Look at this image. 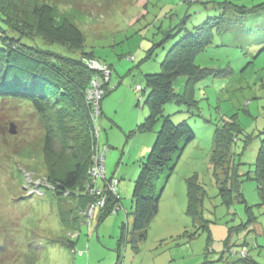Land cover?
Masks as SVG:
<instances>
[{
	"label": "rangeland",
	"instance_id": "1",
	"mask_svg": "<svg viewBox=\"0 0 264 264\" xmlns=\"http://www.w3.org/2000/svg\"><path fill=\"white\" fill-rule=\"evenodd\" d=\"M5 1L9 10L5 14L1 8L0 15L11 14V19L30 15L44 1H56L82 30L84 48L93 51L94 60L111 66L95 117L101 151L108 147L107 175L120 181L122 208L102 220L98 210L89 223L81 217L74 228L77 253L52 242L69 237L62 215L71 217L72 208L70 199L50 189L44 123L29 106L14 108L11 101H2L0 257L8 259L0 258V264H26L34 256H39L35 264H247L226 252L228 246L235 252L245 249L264 264V202L254 174L264 137V0ZM209 19L215 22L211 43L197 53L196 63L222 73L195 83L191 105H165L164 114L176 123L188 120L196 137L169 180L160 175L158 188L165 186L159 211L146 238L134 244V182L162 123L161 118L153 130L138 129L149 114L148 89L139 88L146 73L160 71L166 53L187 30ZM181 25L185 28L179 31ZM0 26L12 32L3 19ZM171 28L176 35L146 60L153 43ZM185 81L182 76L175 83L178 93ZM218 128H224L222 135L216 134ZM222 187L233 191L229 205Z\"/></svg>",
	"mask_w": 264,
	"mask_h": 264
},
{
	"label": "trees",
	"instance_id": "2",
	"mask_svg": "<svg viewBox=\"0 0 264 264\" xmlns=\"http://www.w3.org/2000/svg\"><path fill=\"white\" fill-rule=\"evenodd\" d=\"M1 8L3 12L4 9L9 10L5 0L0 5ZM11 16L9 14L2 18L0 15L7 26L11 25L8 30L16 33L11 35L12 32L0 26V102L11 101L14 108L29 106L32 116L44 123L43 151L50 189L59 198L70 199L72 208L71 217L62 215V222L69 229V237L52 242L66 244L77 253L76 238L79 234L76 235L78 231L74 228L81 217L88 219L89 223L98 210V219L102 220L108 214L119 213L122 208L118 193L120 181L107 175L105 154L108 147L105 145L103 152L101 151L96 110L89 93L93 80L99 79L104 95L107 81L103 71L89 66V60L95 58L93 51L84 48L85 37L82 30L67 13L60 11L56 1H44L24 18L11 19ZM214 24L209 19L197 25L194 30H187L166 53L160 63V71L154 69L153 72L156 73L144 75V85L140 86V91L145 93L148 89L145 102L149 107V114L138 125V129L153 130L161 118L162 123L134 182V244L146 238L147 228L159 211L161 192L165 186L163 183L158 188L160 175L165 173L166 181L169 180L184 150L196 137L188 120L176 123L171 114H164L165 105L169 102H187L191 105L195 101V83L207 75L222 73L196 63L197 53L211 43ZM184 28L179 26V31ZM173 29L167 31L162 41L153 43L146 60L158 47H162L166 39L176 35L172 32ZM182 76L186 77V81L182 92L178 93L175 83ZM223 129L218 128L216 134L222 135ZM216 140L218 142V137ZM98 156L104 157V176L93 173L99 164ZM217 159L218 157L215 158ZM229 159L228 155L227 162ZM254 174L264 202V137L256 157ZM99 179L103 180L102 185L99 184ZM220 194L227 205L233 202L232 189L222 187ZM101 199L104 200V205L99 203ZM190 199L193 204L192 184ZM93 205V214L89 216ZM225 251L238 254V261L261 264L251 259L245 249L235 252L232 246H228ZM242 252L245 254L242 255ZM34 257L26 264H35L39 256ZM0 258L5 261L8 259Z\"/></svg>",
	"mask_w": 264,
	"mask_h": 264
},
{
	"label": "built area",
	"instance_id": "3",
	"mask_svg": "<svg viewBox=\"0 0 264 264\" xmlns=\"http://www.w3.org/2000/svg\"><path fill=\"white\" fill-rule=\"evenodd\" d=\"M89 66L98 70L103 71L104 74V78L108 79V76L110 75V71L109 68L107 66L102 65L100 62L91 59L89 60ZM101 80L99 79H94L92 82V88L89 91L90 93V98L92 99L94 106H95V110H96V114L98 115V111L100 109V100H101V95L103 93V90L101 88ZM98 105V106H97ZM99 158V164L96 166V168H94L93 173L97 174V175H102L104 176L105 171H104V157L103 156H98ZM101 205H104V200L101 199V201L99 202ZM95 206L93 205L92 209L89 211V216H92L93 214V210H94ZM242 255H244V252L241 253Z\"/></svg>",
	"mask_w": 264,
	"mask_h": 264
},
{
	"label": "water",
	"instance_id": "4",
	"mask_svg": "<svg viewBox=\"0 0 264 264\" xmlns=\"http://www.w3.org/2000/svg\"><path fill=\"white\" fill-rule=\"evenodd\" d=\"M11 132H12V133H15V130L12 129Z\"/></svg>",
	"mask_w": 264,
	"mask_h": 264
},
{
	"label": "crops",
	"instance_id": "5",
	"mask_svg": "<svg viewBox=\"0 0 264 264\" xmlns=\"http://www.w3.org/2000/svg\"><path fill=\"white\" fill-rule=\"evenodd\" d=\"M101 107H102V105H101ZM149 142L151 143V139L149 138ZM140 149V148H139Z\"/></svg>",
	"mask_w": 264,
	"mask_h": 264
},
{
	"label": "bare ground",
	"instance_id": "6",
	"mask_svg": "<svg viewBox=\"0 0 264 264\" xmlns=\"http://www.w3.org/2000/svg\"><path fill=\"white\" fill-rule=\"evenodd\" d=\"M108 79H106V81H107Z\"/></svg>",
	"mask_w": 264,
	"mask_h": 264
},
{
	"label": "clouds",
	"instance_id": "7",
	"mask_svg": "<svg viewBox=\"0 0 264 264\" xmlns=\"http://www.w3.org/2000/svg\"><path fill=\"white\" fill-rule=\"evenodd\" d=\"M140 88H141V87H140ZM140 88H139V89H140Z\"/></svg>",
	"mask_w": 264,
	"mask_h": 264
}]
</instances>
